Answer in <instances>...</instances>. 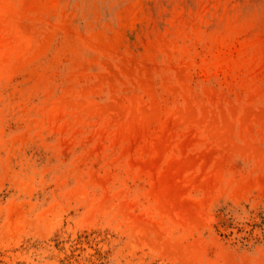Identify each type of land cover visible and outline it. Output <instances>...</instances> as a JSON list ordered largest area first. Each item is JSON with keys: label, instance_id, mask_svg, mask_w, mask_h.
<instances>
[{"label": "rangeland", "instance_id": "obj_1", "mask_svg": "<svg viewBox=\"0 0 264 264\" xmlns=\"http://www.w3.org/2000/svg\"><path fill=\"white\" fill-rule=\"evenodd\" d=\"M0 264H264V0H0Z\"/></svg>", "mask_w": 264, "mask_h": 264}]
</instances>
